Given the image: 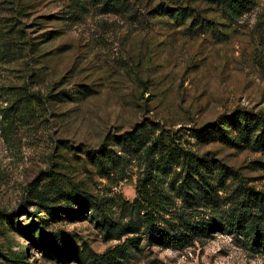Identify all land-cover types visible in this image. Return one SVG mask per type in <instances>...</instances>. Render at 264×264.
<instances>
[{"label":"rangeland","instance_id":"1","mask_svg":"<svg viewBox=\"0 0 264 264\" xmlns=\"http://www.w3.org/2000/svg\"><path fill=\"white\" fill-rule=\"evenodd\" d=\"M121 2L89 3L78 18L73 0H0V264H93L128 236L140 245L121 264H264V231L255 244L230 224L243 191L264 197V146L232 118L264 111V0L237 18L212 0ZM143 124L148 144L159 137L163 153L209 165L187 174L174 162L152 187L171 196L157 215L214 221L190 246L143 235L146 158L123 144ZM97 206L139 232L107 236Z\"/></svg>","mask_w":264,"mask_h":264},{"label":"trees","instance_id":"2","mask_svg":"<svg viewBox=\"0 0 264 264\" xmlns=\"http://www.w3.org/2000/svg\"><path fill=\"white\" fill-rule=\"evenodd\" d=\"M212 1L221 6L223 10L234 18L240 17L243 13L250 10L253 4V0ZM89 3H103L107 11L117 10V8L122 5L121 0H73L74 10L72 12L78 18H81L87 11ZM248 115L251 116L250 120L247 118ZM232 118L234 119L233 122L238 121L237 123H240L238 128L244 125L242 131L247 144L250 143L252 146L263 144L262 146H264V111L255 112L254 110L242 109ZM224 129L225 127L223 125L219 128V130ZM195 131L200 135L201 130L195 129ZM135 132H131L132 134L134 133L133 136L125 137L126 140H124L123 144L131 146V148L137 152H142L146 158V171L137 186L138 195L135 200L136 205L145 213V216L140 218V221L142 220L143 235L149 245L173 248L190 246L197 236L211 230L215 225L214 221H207L206 224L199 225L201 223L203 224V222L190 221L189 219L181 217L180 223L177 225L175 222L157 215L162 211L171 212L169 206L171 196L165 193V191H153L152 187H154L156 183L155 180L160 178L159 174L165 173L167 166L169 167L174 162L178 163L182 160L183 164H187V166H189L187 174H189L191 170L197 168H199L198 172H202L204 167L209 168V165L204 164L203 161L205 160L201 157L183 148L168 147L163 153L161 146L165 145V142L159 137L156 138L152 144H148L144 139L148 132L146 124L141 125L139 130ZM235 138L234 140H236ZM205 175L206 174L203 172L202 177ZM198 183L201 184L200 182ZM203 186L204 185H201L202 188H204ZM183 192L191 195L193 199L200 198L201 201L206 200V202L212 204L215 201L214 191ZM81 193H83V191ZM243 193H245L246 196L242 199L240 206L235 207L239 212L238 220L230 222V224L233 228L237 227L238 229H236L239 230L241 234L247 235V237L256 244L259 243L261 232L264 230L261 229L259 223H256L255 217L258 215L254 209L260 207L261 211L264 212V197L262 196L257 199L258 196L253 195L255 193L254 191H243ZM257 200H260V203L257 202ZM254 204L258 207H255ZM92 212L93 214H97V218H100L102 228L105 230L107 236H113L111 234L115 232L114 234L121 240L130 232H139L140 222L137 225L133 223H128L126 225H119L116 223L115 225L113 220L108 218L109 215L107 213H101L102 209H98V206L95 207ZM263 216L262 218H264ZM161 219L165 220L167 225H163ZM139 245L140 241L138 236L125 237L124 241L113 248H109L102 254L95 255V257H93V264H121L122 260L120 258L132 256L133 250L138 249ZM258 246L264 247V237L260 239V244Z\"/></svg>","mask_w":264,"mask_h":264}]
</instances>
